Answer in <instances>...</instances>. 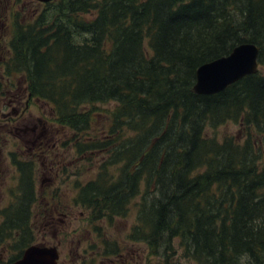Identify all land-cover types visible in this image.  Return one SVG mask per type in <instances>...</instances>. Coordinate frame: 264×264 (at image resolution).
<instances>
[{"label":"trees","instance_id":"1","mask_svg":"<svg viewBox=\"0 0 264 264\" xmlns=\"http://www.w3.org/2000/svg\"><path fill=\"white\" fill-rule=\"evenodd\" d=\"M42 6L29 25L16 22L11 30L8 85L13 89L22 77L30 99L48 105L55 123L74 135L90 129L100 115L96 105L116 104L106 119L103 114L102 139L72 140L76 150L104 158L101 173L78 188L74 203L91 220L110 222L140 196L128 239L145 244L163 264L173 256V239L195 264H264V74L213 95L192 91L195 70L239 44L256 45L264 69V0ZM227 122L239 123L242 140L205 136ZM15 163V193L0 210V245L17 236L8 263L35 243L30 163ZM118 164L117 176H107V166ZM103 245L102 255L112 256L103 259L120 258L115 243Z\"/></svg>","mask_w":264,"mask_h":264},{"label":"rangeland","instance_id":"2","mask_svg":"<svg viewBox=\"0 0 264 264\" xmlns=\"http://www.w3.org/2000/svg\"><path fill=\"white\" fill-rule=\"evenodd\" d=\"M6 2H0V10L8 6ZM42 5L37 6L38 13L42 10ZM18 6L14 5V9ZM25 21L21 16L15 19L19 24ZM1 54L5 55V59L10 56V52L6 51ZM258 72L264 74L262 66H259ZM7 78L5 69H0V210L8 206L12 194L15 193L18 180V167L15 162L30 163V176L35 192V200L30 205V231L36 244L57 247L59 264H113L115 261V264H163L164 260L160 257L150 255L145 244L128 239L129 231L136 224L140 196L137 195L128 202L123 217H113L110 222H106L104 218L91 220L89 211L74 203L78 188L95 180L101 173L104 158L102 153L89 151L85 147L76 150L72 140L76 137L84 138L80 142H86L88 138L102 139L107 124L103 114L107 112L106 119L108 111L116 104L111 101L96 105L94 110L100 115L93 117L89 130L79 132L78 135L55 123L48 105L30 98L26 100L28 105L25 112L9 120L2 116L11 114V108H16L13 102L19 92L21 98L24 97L20 108L22 109L26 92L24 83L21 82L22 77L15 78L17 86L13 89L8 85ZM7 102H12L11 107L4 108ZM37 118L41 120L44 131L37 140L42 148L39 158L35 157V149L30 144L35 142L34 136L39 133V126L35 128L37 133L34 132V135L30 132L23 135L19 131V128H24L22 124ZM241 130L239 123L227 122L216 129H206L204 133L206 137L220 143L225 137H241L242 140L244 132ZM11 155L16 161L11 160ZM119 165L107 166V176L116 177ZM16 241L14 232L1 242L0 264H8V260L14 256ZM104 241L116 244L120 253L119 259H103L112 257L102 255ZM171 245L173 256L168 264H195L182 257L177 239H173Z\"/></svg>","mask_w":264,"mask_h":264},{"label":"water","instance_id":"3","mask_svg":"<svg viewBox=\"0 0 264 264\" xmlns=\"http://www.w3.org/2000/svg\"><path fill=\"white\" fill-rule=\"evenodd\" d=\"M47 3L53 0H35ZM258 48L251 43L234 46L222 57L201 64L194 75L193 93L213 95L223 91L229 85L242 78L256 74ZM56 246L32 244L27 246L20 257L8 264H58Z\"/></svg>","mask_w":264,"mask_h":264},{"label":"flooded vegetation","instance_id":"4","mask_svg":"<svg viewBox=\"0 0 264 264\" xmlns=\"http://www.w3.org/2000/svg\"><path fill=\"white\" fill-rule=\"evenodd\" d=\"M6 2L8 6L1 8L0 13H3L4 15L1 16L0 14V69L6 68V59L5 55L1 54L6 52H10L8 45L11 38V30L16 26L15 19L16 17L21 16L23 17V20H26L23 25H29L33 19L38 15L37 13V6L40 5V3L33 1V0H0V2ZM14 5H19L17 9H14ZM2 18V19H1ZM20 81V80H19ZM23 83L24 81L21 80ZM19 92V91H18ZM19 95H15V102H13V106L16 105V108H11V114H5L6 116H2L3 118L9 117V115H12L14 117H17V115H20L25 112L24 109L27 108L26 100L30 98V96L26 93L25 101L23 102V108L22 107V100L24 97L21 98L20 92ZM21 100V104H20ZM12 102H7L3 107H11ZM20 109V110H19ZM39 126V133L34 136L33 143H30L33 145L34 149L37 151L34 155L36 158H39L41 155V148H40V141L37 142L41 138V134L44 132L42 130V124L40 119H30L27 123L22 124L23 129L19 128V131L23 135H26L28 132H30L32 135H34V132H36L35 128ZM37 133V132H36ZM115 264V263H113Z\"/></svg>","mask_w":264,"mask_h":264},{"label":"bare ground","instance_id":"5","mask_svg":"<svg viewBox=\"0 0 264 264\" xmlns=\"http://www.w3.org/2000/svg\"><path fill=\"white\" fill-rule=\"evenodd\" d=\"M259 49V48H258Z\"/></svg>","mask_w":264,"mask_h":264}]
</instances>
